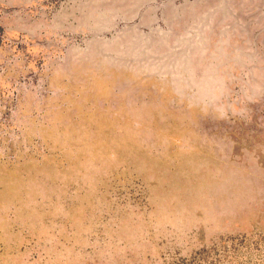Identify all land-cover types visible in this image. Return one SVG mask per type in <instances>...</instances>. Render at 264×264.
<instances>
[{
    "label": "rangeland",
    "instance_id": "1",
    "mask_svg": "<svg viewBox=\"0 0 264 264\" xmlns=\"http://www.w3.org/2000/svg\"><path fill=\"white\" fill-rule=\"evenodd\" d=\"M0 264H264V0H0Z\"/></svg>",
    "mask_w": 264,
    "mask_h": 264
}]
</instances>
